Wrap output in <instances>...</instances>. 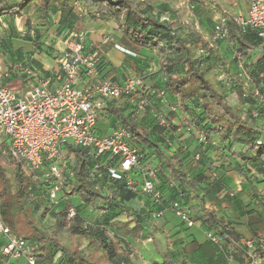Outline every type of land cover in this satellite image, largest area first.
<instances>
[{
  "label": "crops",
  "instance_id": "1",
  "mask_svg": "<svg viewBox=\"0 0 264 264\" xmlns=\"http://www.w3.org/2000/svg\"><path fill=\"white\" fill-rule=\"evenodd\" d=\"M146 1L149 2L147 15L164 19L171 29L194 49L197 58L201 55L199 59L203 62L202 66L209 78L212 77L216 82L232 81L237 72V64L231 60L233 43L230 36L228 40L215 44L210 42V38L213 26L220 16L225 15L229 18L238 14L246 16L247 3L237 0ZM23 2L19 15L0 18V70L5 71L0 84L14 88L16 93H20L39 85L43 79L53 77V85L57 86L59 82L55 75L59 73V65L54 58L64 55L68 40L72 36H78L79 41L83 42L85 52L97 53L103 58L101 76L104 79L121 83L129 76L144 77L153 89L164 90V99L160 105L163 114L174 126L184 125L189 118V112L179 105L177 96L165 91L160 58L154 51L132 45L123 37L113 21L101 20L94 8L86 7L74 0H69L65 7H61L60 2L55 0H0V8ZM43 3L46 8H41ZM245 40L248 43L254 41L250 34L245 36ZM127 52L134 53L135 57L128 55ZM257 53L262 56L261 52L252 51L244 63L250 64L255 61L253 56ZM15 61L19 62L20 70L18 72L13 70L12 79L7 80V75L11 74L10 68L16 66L12 65ZM88 84V79L81 75L79 87ZM172 105L178 107L174 113L169 111V106ZM109 107L124 108L125 100L109 103L100 113L95 127L97 136H108L112 131L123 128L116 118L109 114L107 109ZM134 119L145 128L153 125L150 113H138ZM255 125L264 127V118L258 120ZM165 138L171 151L180 155L187 176L197 183L198 197L203 208L211 211L220 223L231 227V241L214 244L207 239L199 222L187 227L172 212H165L159 220L146 222L145 230L148 229L152 240H145L146 232L142 231L138 236V232L133 230L135 224L132 217L124 213L114 221L125 224L126 228L116 230L115 237L127 240L128 232L131 237L128 242L132 243L122 244L124 247L119 244L121 249L116 248L117 253L113 251L115 257L110 259L111 264H162V254H168L176 264H245L244 256L233 247L232 241L264 239V192L261 190L264 188L262 181L264 167L261 168L263 171L261 174L256 168L247 167L248 175L260 193L259 203L247 190L244 178L227 167L228 162L234 164L239 162V159L235 155L230 159L223 158L221 151L223 141L219 137L217 148L207 150L198 145L194 135L187 134L181 129L170 131ZM235 146L237 149L241 147L240 144ZM244 150L243 148L242 152ZM146 153L151 155L152 151L145 149L143 155ZM143 166L154 168L155 187L162 190L164 198L168 201L174 198L178 187L157 160L150 158ZM131 178L139 186L143 180L141 171L133 169ZM75 201L77 205L81 204L79 198ZM64 203H66L64 200L59 201L50 208L47 216H52L53 212L60 213L56 210ZM125 205L138 210L146 220L152 206L136 198ZM99 215L96 212L95 218L88 222L94 226L99 220ZM117 226L123 227L122 224ZM136 234L138 239H134ZM157 240H160L163 246L161 251L156 245ZM2 244L3 240L0 239V248ZM28 245L32 248L35 245L34 241L28 242ZM28 251L30 252V249ZM57 255L59 254L55 255L54 261L59 257ZM0 264L26 263L23 259L8 258L2 255L0 250Z\"/></svg>",
  "mask_w": 264,
  "mask_h": 264
},
{
  "label": "trees",
  "instance_id": "2",
  "mask_svg": "<svg viewBox=\"0 0 264 264\" xmlns=\"http://www.w3.org/2000/svg\"><path fill=\"white\" fill-rule=\"evenodd\" d=\"M55 1L60 2L61 7H65L69 0ZM74 1L84 4L86 7L94 8L101 20L113 21L123 37L132 45L154 51L159 56L165 91L177 96L179 105L189 112V118L184 125L174 126L163 114L160 105L164 99V90L153 89L147 84L144 77L141 78L145 81L149 91L146 98L148 103L143 113L152 115L153 125L150 128L142 127L134 119L136 114L133 113L132 106L126 101L124 108L113 109L109 107L107 109L121 127L128 130L135 139L136 146L142 155L140 167L144 168L143 163L148 161L147 155H143L145 149L152 151L151 158L157 160L178 189L175 191L174 198L169 201L166 200L162 190L155 187L153 180L155 174L152 181L155 191L159 193V198L154 200L151 196L143 195L141 191L142 181L138 186L131 178L132 171L129 179L133 186H129L127 179H114L109 175L107 166L110 167L113 162H109L105 166L102 164L100 169L94 172L91 171L92 165L90 161L85 160L82 151L78 148H71L75 156L77 174L66 184L70 193L67 194L63 189L66 196L64 202L71 195H74L79 198L81 204L72 207L76 216L69 221L64 218L63 210L65 207L60 213L53 212L55 228L53 233L48 235L36 227L24 206H29L31 214L34 216L38 213L41 214V218L47 215L51 211L50 208L55 205L50 207L45 189L37 188L31 183L25 167L18 159H11L9 164L0 160V216L2 221L13 234L18 227L29 226L32 234L30 237L25 236L23 238L27 245L28 242L34 241L35 245L32 248L29 245L28 247L30 253L35 257V264H95L80 251L69 249L57 240V235L67 228L69 222L72 224L70 230L76 237L86 235L92 241L97 239V241L107 244L104 240L108 238L105 231L119 215L125 213L132 217L135 224L133 230L138 232V236L142 231H145L146 237L144 239L151 241L152 235L148 229L145 230L146 222L159 220L165 212L173 213V203H178L180 208L187 209L190 212L191 221L194 224L199 222L206 234L220 237L221 242L229 243L231 241V227L220 223L211 211L203 208L202 201L198 197L197 183L187 176L180 155L171 151L165 137L170 131L181 129L187 134L194 135L198 145L206 150L216 149L219 137L223 141L221 148L223 158L230 159L231 156L235 155L239 159V162L234 164L228 162L227 167L244 178L252 198L261 203L260 193L249 177L247 167L256 168L260 174L263 172L261 168L264 167V132L258 130L255 125L258 120L264 118V40L258 38L256 33L252 31L243 33L233 23L232 18L226 16L228 31L226 40L229 39V36L230 41L232 40L233 48L230 56L231 60L237 64V72L230 83L216 82L207 76V72L202 66L203 62L199 59L201 55L197 58L198 55L194 49L172 30L165 20L156 19L146 14L149 8L148 1ZM23 4L24 2L19 5L1 7L0 18L19 15ZM43 7L46 8L45 3L42 4L41 8ZM249 34L254 40L251 43L245 40V36ZM233 50L240 53L238 60L232 58ZM252 51H259L262 56L250 64H245V59ZM100 62L101 76V69L104 65L101 56ZM240 73L245 76L239 78ZM101 78L104 79L102 76ZM255 90H258L259 96H262V103L253 95ZM243 94H246V97H242ZM171 108H175V110L172 111ZM176 110H178L176 105L169 106L170 112L174 113ZM254 113H257V117L253 115ZM157 116H161L168 126H160L156 119ZM250 122L252 125H248ZM187 126L192 128L187 130ZM200 132L206 135L207 141L205 143L198 140L197 133ZM225 141L227 143H224ZM236 144H240L241 147L235 148ZM243 148L245 149L244 152H242ZM103 160L104 158L101 162ZM7 169L10 170L11 179L6 173ZM144 169L154 170L152 167H145ZM133 198L146 201L152 205L147 213V220L138 210L125 205ZM29 199L30 203L27 204ZM195 202L196 204H194ZM82 209L100 214L99 220L94 226L83 223ZM158 212L163 213L162 217L154 218L153 215ZM137 234L134 239H138ZM108 248V257L113 259L115 257L113 249ZM240 252L244 256L243 251ZM56 254H59V257L54 261ZM161 259L162 264H176L168 254H162ZM243 260L245 264H248L245 256Z\"/></svg>",
  "mask_w": 264,
  "mask_h": 264
},
{
  "label": "built area",
  "instance_id": "3",
  "mask_svg": "<svg viewBox=\"0 0 264 264\" xmlns=\"http://www.w3.org/2000/svg\"><path fill=\"white\" fill-rule=\"evenodd\" d=\"M247 3L246 16L241 14L232 18L233 23L245 33L252 31L264 40V0H237ZM164 20V19H162ZM227 18L222 15L213 27L210 38L212 44L226 40ZM117 48V46H115ZM119 49V48H118ZM134 57L133 53L127 52ZM232 58L238 60L240 53L232 51ZM100 56L87 53L82 42H70L66 52L59 60V73L54 78L40 81V84L20 93L0 84V160L8 163L18 159L25 167L31 183L44 188L50 207L65 199L64 190L69 194L67 182L77 174L75 156L71 148L82 151L85 160L90 161L91 171H98L102 164L107 166L109 175L114 179H129L133 169L143 176L141 191L143 195L158 200L152 178L154 170L140 167L142 155L135 139L125 128H118L110 135L100 137L95 127L100 113L109 103L125 100L132 106L134 114L143 113L147 105L148 88L141 77L129 76L121 83L100 76ZM81 75L89 84L79 87ZM245 75L240 73L239 78ZM260 103L263 102L258 90L253 91ZM242 97H246L243 94ZM172 111L175 108H171ZM257 117V113L253 114ZM157 122L162 127L168 124L161 116ZM192 127L187 126V130ZM198 140L207 141L205 133H197ZM104 160L101 162V160ZM174 215L187 227L193 226L190 212L172 204ZM163 213L154 214V218ZM76 216L72 207H66L64 218L69 221ZM209 241L219 244L220 237L206 234ZM0 248L2 255L11 259H23L26 264H35V257L23 237L13 234L0 216ZM232 244L243 251L248 264H264V239H239Z\"/></svg>",
  "mask_w": 264,
  "mask_h": 264
},
{
  "label": "rangeland",
  "instance_id": "4",
  "mask_svg": "<svg viewBox=\"0 0 264 264\" xmlns=\"http://www.w3.org/2000/svg\"><path fill=\"white\" fill-rule=\"evenodd\" d=\"M81 38L83 39V36H81ZM82 39H81V41H82ZM74 41H79L78 36H72V38L68 40L66 47L68 46V44L70 42H74ZM260 57H261V54H259V53L255 54L253 56L254 59H259ZM54 59L57 60L58 65H59V60L61 59V57H59V55H58ZM18 64H19L18 61H15V63H12V65H16V66L15 67L12 66L10 68L11 74L7 75V80L12 79L11 76H12V74H14L13 70L17 71V72L20 70L18 68L19 67ZM4 76H5V71L2 69V70H0V79L2 80V77H4ZM16 76L17 75H15V77ZM211 79H212V77H211ZM11 90L14 91V88H12ZM257 129L260 130L261 132H264L263 126H257ZM146 155H147V159L149 160V158H151V155H148L147 153H146ZM5 164H9V162L5 163ZM6 173H7L8 177H10V179H11V175H10L11 173H10L9 169L6 170ZM262 181H264V180H262ZM261 190H262V192H264V188ZM67 198H69V197H67ZM77 199H78V197L76 198L74 195H71V197L69 199H67V201H65L66 203H64V205L62 207L58 205L59 207H58V210H56V211L61 212V210H63L64 207L65 208L66 207H76L77 202L76 201L74 202V200H77ZM29 203H30V199L27 201V204H29ZM24 206H25V210L27 211V214L30 216L31 220H33L36 227L39 230L43 231L44 233L51 235L54 231V228H55L53 217L52 216L48 217L47 215H45L47 217L44 216L43 218H41L42 216H41V214L39 215V213L36 214V216H34L31 214V210L29 209V206H27V205H24ZM81 212H82L81 215H82L83 223L90 226L91 223H89L88 221H92L95 218L96 212L95 211H83V209ZM119 224L120 225L122 224L123 227L118 228L117 225H119ZM111 226H113V227L108 228L105 231V235L108 238H107V240L106 239H104V240L107 242V244L102 242V241H97V239L92 241V240H90L91 238L88 239L86 237V235L76 237L73 234V232H71V230H70L72 227L71 222L68 223V226L65 230L61 231L57 235V240L59 241L60 244L64 245L65 247H67L69 249H72L74 251H80L85 256H87V258H89L90 261L94 262L95 264H111L112 261L110 260V258L108 257V254H107V252H108L107 250L109 249L108 247H110L111 249H113V251H115L117 253L116 248L121 249V247H124L123 245H127L126 243H132L131 241L128 242L129 239L131 238L128 232H126L127 240H125L124 238L122 239V238H116L115 237V235H117L116 230H118V229L124 230L126 228L125 224L115 221L112 223ZM15 234L18 236H22V237H25V236L30 237L32 232H31V229L29 228L28 225H22L21 227H18L15 230ZM116 239H118L119 241H117ZM115 241L118 243L116 244ZM159 241L158 240L156 241V245L159 248V250L161 251L163 246H162L161 242H159ZM119 244H121V247H119ZM105 245H107V246H105ZM57 256H59V255H57Z\"/></svg>",
  "mask_w": 264,
  "mask_h": 264
}]
</instances>
